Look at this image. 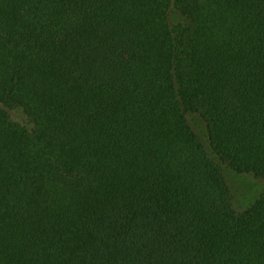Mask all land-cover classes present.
<instances>
[{"label":"trees","instance_id":"1","mask_svg":"<svg viewBox=\"0 0 264 264\" xmlns=\"http://www.w3.org/2000/svg\"><path fill=\"white\" fill-rule=\"evenodd\" d=\"M264 0H0V264H264Z\"/></svg>","mask_w":264,"mask_h":264},{"label":"rangeland","instance_id":"2","mask_svg":"<svg viewBox=\"0 0 264 264\" xmlns=\"http://www.w3.org/2000/svg\"><path fill=\"white\" fill-rule=\"evenodd\" d=\"M229 180L237 203L253 200L264 193V181L256 180L249 174L230 171Z\"/></svg>","mask_w":264,"mask_h":264}]
</instances>
